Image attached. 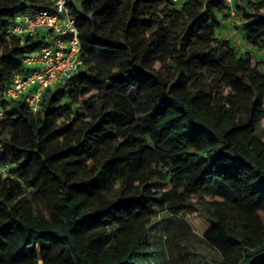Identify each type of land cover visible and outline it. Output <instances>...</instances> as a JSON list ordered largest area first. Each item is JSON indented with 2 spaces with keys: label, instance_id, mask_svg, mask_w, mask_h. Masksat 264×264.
<instances>
[{
  "label": "trees",
  "instance_id": "1",
  "mask_svg": "<svg viewBox=\"0 0 264 264\" xmlns=\"http://www.w3.org/2000/svg\"><path fill=\"white\" fill-rule=\"evenodd\" d=\"M52 1L0 0V88L42 45L9 33L14 16ZM66 7L83 66L47 89L35 113L3 103L0 162L13 177H0V264H133L156 210L183 216L219 252L214 264H246L263 252L264 134L256 132L264 127V72L217 38L229 7ZM234 17L246 44L263 50L264 0H237ZM213 186L200 211L197 196Z\"/></svg>",
  "mask_w": 264,
  "mask_h": 264
},
{
  "label": "built area",
  "instance_id": "2",
  "mask_svg": "<svg viewBox=\"0 0 264 264\" xmlns=\"http://www.w3.org/2000/svg\"><path fill=\"white\" fill-rule=\"evenodd\" d=\"M187 1L171 0L177 8ZM236 1L223 0L232 15ZM8 31L16 37H38L42 45L24 55L23 73L0 88V119L6 117V101H20L32 112L39 111L44 92L69 80L83 66L78 28L66 0H53L49 9L16 14ZM0 177H13L8 164L0 162Z\"/></svg>",
  "mask_w": 264,
  "mask_h": 264
},
{
  "label": "rangeland",
  "instance_id": "3",
  "mask_svg": "<svg viewBox=\"0 0 264 264\" xmlns=\"http://www.w3.org/2000/svg\"><path fill=\"white\" fill-rule=\"evenodd\" d=\"M219 19L217 38L229 43V47L240 56L251 55L254 60L260 62V68L264 72V49L259 51L246 44L240 23L229 9H225L219 15ZM88 59L101 67L110 65V60L103 57ZM256 133L264 134V127H258ZM167 170L166 168L165 171ZM217 192V186H213L208 191L200 193L196 198L198 209L205 211L207 200ZM26 195L32 199L30 190H26ZM33 202L36 210L42 209L37 201ZM220 260L219 252L193 232L184 223L183 216H173L167 211L156 210L149 227L147 245L139 251L133 264H214Z\"/></svg>",
  "mask_w": 264,
  "mask_h": 264
},
{
  "label": "water",
  "instance_id": "4",
  "mask_svg": "<svg viewBox=\"0 0 264 264\" xmlns=\"http://www.w3.org/2000/svg\"><path fill=\"white\" fill-rule=\"evenodd\" d=\"M262 260H264V251L260 254L253 257L248 263L246 264H259Z\"/></svg>",
  "mask_w": 264,
  "mask_h": 264
}]
</instances>
